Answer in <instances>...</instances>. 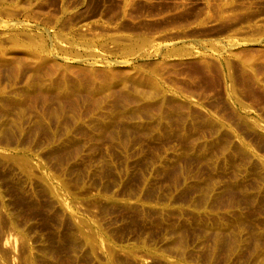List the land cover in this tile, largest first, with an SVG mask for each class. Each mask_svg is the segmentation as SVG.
<instances>
[{
  "label": "rangeland",
  "instance_id": "374dc122",
  "mask_svg": "<svg viewBox=\"0 0 264 264\" xmlns=\"http://www.w3.org/2000/svg\"><path fill=\"white\" fill-rule=\"evenodd\" d=\"M0 264H264V0H0Z\"/></svg>",
  "mask_w": 264,
  "mask_h": 264
}]
</instances>
